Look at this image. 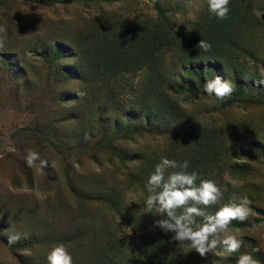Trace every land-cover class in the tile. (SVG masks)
Segmentation results:
<instances>
[{
    "label": "rangeland",
    "instance_id": "rangeland-1",
    "mask_svg": "<svg viewBox=\"0 0 264 264\" xmlns=\"http://www.w3.org/2000/svg\"><path fill=\"white\" fill-rule=\"evenodd\" d=\"M49 1L51 0H0V26H5L4 17L7 15L15 21V26L18 18L22 19L24 25H28L23 30L24 38H28L27 35H32L34 31L30 19H37L34 33L43 38L51 37L52 33L61 30L63 23L70 22L74 25L85 14H88L85 18L97 15L92 6L64 5ZM132 1V11L153 15L154 5L149 0ZM159 3L171 6L176 26L186 31L185 21L196 19L206 6V0H200L199 10L187 7L188 0H159ZM246 3L249 4L250 11L244 20L245 23L249 21V25L231 33V40L234 42L232 50L235 52L229 50L230 55L224 52V57H230L227 65L218 72L207 71L206 77L211 79L214 75H220L231 81L235 86L232 96L219 102L198 88V98L191 99L186 86L187 68H180L177 64L174 74L166 78L165 95L183 110L179 111V119L188 121L182 123L183 130L190 124L191 129L195 125L223 131L225 142L222 146L227 148L228 157L221 160V164L215 168L216 174L219 172L220 182L229 186L228 201L238 202L241 197L247 196L252 202L251 207H254L252 215L243 223V228L230 226L229 232L235 233L238 230L240 238L253 241L261 249L263 255H259V260L264 263V86L255 84L256 80L264 78V0H247ZM105 9H109L108 6ZM111 9L116 11L118 7L112 4ZM9 30L7 29L5 45L0 49V264H21V258L34 257V254L46 255L44 246L33 251L20 246L33 237L34 231L37 233L36 239H46L44 234L49 223L59 233L64 231L65 235L69 233L76 236L75 234L80 233L76 232V227L90 228L92 217H98L103 210L102 205L91 203V199L88 200L90 204H84L72 197L66 186L68 179L78 186L82 194L93 190L95 184L103 188H116L123 203L129 204L132 211L139 206L140 210L144 209V198L138 194L139 191L126 188L127 178L135 168L131 161L121 163L110 154L102 152L105 156L101 155L100 164H96L88 156L91 150H87L84 155H73L78 148L74 138L87 142L90 128L100 124L75 119L77 105L74 101L60 105L57 95L51 99L52 95L47 94L46 80L37 77V74L44 76V63L47 60L32 56L26 46L27 42L19 36L20 32H8ZM20 38L22 42L17 41ZM20 67L25 70L27 79H21L16 86H12L14 73ZM31 67L34 69H30ZM191 79L199 82V79ZM138 80V73L128 72L112 83L114 89L117 86L123 89V93L119 95L123 107L119 108L118 114L110 115V125L116 126L112 121L120 119L121 122L117 124L119 127H130L131 136L121 147L125 151L142 154L151 150L154 144L162 146L166 138L155 130H149L148 135L143 132L139 134L135 130L145 124L144 119L129 116L130 109L127 107L130 102L140 104V95L132 89ZM101 85L96 81L93 90L98 93L90 95V98L86 95L91 108L92 103L95 106L97 97H104L108 92V86L104 89ZM64 88L66 93L78 92L80 89L74 81ZM64 118H70V123L66 125L62 121ZM127 119L134 121L129 125ZM160 130L165 132L166 128ZM178 133L175 132L170 137ZM177 137L184 138L185 134H178ZM185 139V147L190 146L193 139H189V136ZM67 140H70V146L73 147L71 153H66L61 145V142ZM28 149H34L41 158L49 162V175L44 171L41 173L36 167L27 166L24 158ZM187 149L185 148L189 152ZM53 163L55 167L51 166ZM232 165L236 166L231 173L228 169ZM26 178L31 180L30 185ZM100 178L103 183L99 181ZM48 179H51L49 183ZM56 194L68 207V211L64 207H57L58 210L54 213L45 209L44 197ZM107 214L105 219L111 221L108 212ZM115 223L120 226L121 238L138 243L119 219ZM9 236H18L19 239L9 246ZM51 240L48 238L47 242L52 247L54 243ZM237 257L232 256L225 264H236ZM214 259L215 255L209 253L203 258L202 264H211Z\"/></svg>",
    "mask_w": 264,
    "mask_h": 264
},
{
    "label": "trees",
    "instance_id": "trees-1",
    "mask_svg": "<svg viewBox=\"0 0 264 264\" xmlns=\"http://www.w3.org/2000/svg\"><path fill=\"white\" fill-rule=\"evenodd\" d=\"M149 1L154 5L153 15L132 11L134 2L132 0H63V2L51 0L49 2L56 4L92 6L97 12L96 16L91 15L88 18H85L88 16L85 14L74 25L70 22L63 23L61 30L52 33L51 37L42 38L34 33L38 24L37 19H30L34 31L32 35H27L28 38H24L23 34L24 28L28 26L24 25V20L18 18L17 27L11 16L7 15L4 17V24L8 30L11 29L8 32L12 30L20 32L19 36L27 42L26 46L29 47L32 56L47 60L44 63L46 66L44 76L37 74V77L46 80L47 94L52 95L51 99L57 95L60 105L74 101L77 105L75 119L100 124L90 128L87 142L83 143L81 138H74L78 148L73 155H84L87 150H91L88 156L96 164H100V156H105L103 154L105 152L118 162L131 161L135 168L127 178L126 188L139 191L138 194L144 200L147 196L145 184L161 157L178 162L188 160L189 172L196 171L201 178L213 179L218 185L227 186L228 190L224 193L221 204L227 203L229 186L220 182L219 172L216 174L215 171L221 160L228 157L227 148L222 146L225 142L223 131L219 128L210 129L195 125L194 129H191L190 124L183 130L182 123L186 119H179V111L182 109L165 95L166 78L174 74L176 64L180 68H187L185 71L187 92L191 99H197L198 88L203 91V84L208 76L205 68L217 72L223 70L230 59L224 57V52L230 55L229 50L233 51L231 33L249 25V21L245 23L244 20L250 11L249 4L246 3L247 0H230V12L224 20L212 15L206 4L196 19L185 21L186 31L176 26L175 14L170 5L163 6L159 0ZM112 4L117 5L116 11L111 9ZM105 6L109 9H105ZM48 34L51 35V32ZM201 39L212 44L211 51L205 52L197 47ZM17 41L22 42L21 38ZM128 72L139 74V80L132 89L134 93L140 95V104L127 103L130 109L129 116H135V119L139 117L145 121L144 126L135 130H138L139 134L143 132L147 135L150 134L149 130H155L166 138L162 146L154 144L151 150L147 149L148 152L142 154L125 151L121 147V144L131 136L130 127H119L117 124L121 122L120 119L112 121L116 126L110 125V115L118 114L119 108L123 107L119 98L123 89L118 86L114 89L112 83L117 77ZM191 78L199 79V82L192 81ZM21 79L27 77L25 70L20 67L14 73L12 86H16ZM72 81L80 88L78 92L85 93L83 97H78L76 95L78 92H65L64 87ZM96 81L99 85L102 84L104 89L107 86L109 89H106L108 90L106 96L97 97L95 106L93 107L92 103L91 108L88 106L89 99L86 95L90 98V95L98 93L93 90ZM62 121L67 125L71 119L64 118ZM133 121L134 119H127L129 125ZM160 128H166L165 132ZM175 132L185 134V137L179 138L178 134L170 137ZM187 136L193 139V142L185 147ZM70 140L61 142L66 153L73 150ZM88 140L92 143L91 147H88L90 144ZM185 148H188L189 152ZM245 155L249 157L248 153ZM235 166L232 165L228 169L229 172L235 171ZM50 170L49 166L43 171L49 175ZM50 180L48 179L47 183ZM99 181L103 183L101 178ZM26 182L30 185L31 180L26 178ZM66 186L75 199L84 204H90L88 200L91 199V203L102 205L103 210L98 217H92L90 228L76 227V232H80L78 235L75 234L76 236L69 233L65 235L64 231L59 233L49 223L44 234L46 239H36L37 233L34 231L33 237L20 246L30 251L44 246L46 255L34 254V257L21 258V264H47V253L51 249V243L47 242L48 238H51L54 244L62 243L67 247L72 255L73 264H202L203 258L198 253L188 247L179 246L178 242L172 241L171 233H164L154 227L155 221L160 219L155 213H145L144 209L140 210V206L134 208V211L130 210L129 204L121 200L118 189L103 188L95 184L93 190L82 194L70 179ZM44 201L48 212L54 213L58 210L57 207L61 209L64 207L68 211V207L60 200L58 194L45 196ZM221 204L214 205L208 211L215 213ZM106 211L111 221L105 219L108 215ZM116 219L132 233L137 244L119 236L120 226L115 223ZM230 226L240 229L243 223L233 221ZM243 241L241 252L245 249V252L248 251L258 259L259 255H263L262 252L253 251L257 248L253 241L246 239ZM239 254L233 256L237 257Z\"/></svg>",
    "mask_w": 264,
    "mask_h": 264
},
{
    "label": "clouds",
    "instance_id": "clouds-1",
    "mask_svg": "<svg viewBox=\"0 0 264 264\" xmlns=\"http://www.w3.org/2000/svg\"><path fill=\"white\" fill-rule=\"evenodd\" d=\"M229 3L230 0H206L208 11L219 20L227 19ZM186 6L199 10L200 0H188ZM6 36L7 28L0 26V49L5 45ZM197 47L208 52L212 44L201 39ZM204 71L209 69L205 68ZM255 84L264 86V78L256 80ZM234 88L231 81L214 75L211 79H205L203 93L224 102L232 96ZM76 95L83 97L85 93L78 92ZM24 159L28 167H36L41 173L49 167V162L34 149H28ZM51 166L55 167V164ZM189 167L188 160L178 162L167 157H161L155 165L145 184L147 196L144 200V212L160 217L154 227L171 233L172 241L195 251L201 258L213 253L216 259L211 264H225L236 253H240L236 264H261L251 253L240 251L244 241L239 237L238 230L229 232L233 221L244 223L249 219L253 212L252 202L244 196L238 202L229 200L221 204L227 186H220L213 179L201 178L196 171L189 172ZM217 204L221 206L215 213L208 211ZM18 239V236H9L7 243L11 246ZM253 251L260 252L261 249L257 247ZM46 259L47 264H73L72 255L62 243L54 244Z\"/></svg>",
    "mask_w": 264,
    "mask_h": 264
}]
</instances>
